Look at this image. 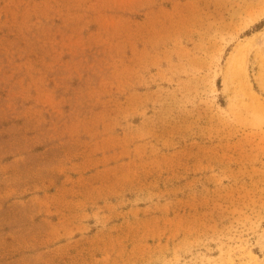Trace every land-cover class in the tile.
Masks as SVG:
<instances>
[{"label":"rangeland","instance_id":"1","mask_svg":"<svg viewBox=\"0 0 264 264\" xmlns=\"http://www.w3.org/2000/svg\"><path fill=\"white\" fill-rule=\"evenodd\" d=\"M0 264H264V0H0Z\"/></svg>","mask_w":264,"mask_h":264}]
</instances>
